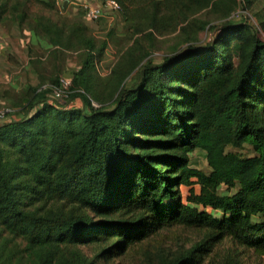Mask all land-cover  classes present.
<instances>
[{"label":"trees","instance_id":"1","mask_svg":"<svg viewBox=\"0 0 264 264\" xmlns=\"http://www.w3.org/2000/svg\"><path fill=\"white\" fill-rule=\"evenodd\" d=\"M6 1L0 0V23ZM116 1L121 10L149 5L154 22L162 12L217 5ZM213 30L203 49L190 46L143 65L110 106L95 107L85 95L94 62L85 48L69 96L80 98L82 109L57 106L39 88L24 101L23 114L0 122V225L26 242L33 264L122 256L157 264L149 256L151 238L175 228L199 241L162 264H238L236 251L264 256V40L246 20ZM244 146L251 156L227 151ZM197 150L206 155L208 173L189 166ZM20 169L39 208L20 207L14 183ZM183 186L190 188L186 203ZM80 247L93 256L64 258V248Z\"/></svg>","mask_w":264,"mask_h":264},{"label":"rangeland","instance_id":"2","mask_svg":"<svg viewBox=\"0 0 264 264\" xmlns=\"http://www.w3.org/2000/svg\"><path fill=\"white\" fill-rule=\"evenodd\" d=\"M94 1L96 0L85 2ZM215 2L216 7H191L172 14L162 12L154 22L152 8L143 3L122 8L120 12L105 13L98 21H88L84 17L82 3L79 0H7L4 22L0 24L11 31V46L16 47L17 52L21 53L15 43L21 38L24 53L26 47L32 58L28 60L29 64H24L22 59V62L14 59L10 65L7 64L9 70L6 72L9 71L8 77L11 76V79L7 81L0 79V111L8 109L11 111L10 115L23 114L24 101L27 103L34 90L42 89L43 86H55L59 78L72 80L73 75L80 69L88 49L93 52L94 62L87 76L89 93L85 95L91 99L90 103L97 107V101L110 106L119 91L135 81L136 74L143 65L149 62L158 65L165 58L184 53L190 46L203 49L218 33L213 29L224 23L246 20L251 31L264 40V0H215ZM40 40L49 43L46 50L40 48L38 43ZM56 41L60 44H51ZM2 67L1 64L0 70ZM20 82L25 87L20 85ZM10 83L13 84L9 85ZM15 83L17 85H14ZM48 97L51 103L65 106L66 109L80 110L84 107L80 98L68 97L56 101L51 99L50 91ZM41 124L44 125L43 120ZM227 151L243 156L252 155L248 146ZM3 152L6 153V157H13L7 150ZM189 166L205 173L209 171L206 155L201 150L189 155ZM14 183L17 186L20 207L29 209L41 206V203L34 200L33 194L25 189L28 187V178L22 174L21 169L16 171ZM189 190V187L180 188L184 203ZM54 205L50 203L47 207ZM216 216L218 217L219 213L216 212ZM254 220L261 221L258 218ZM151 239L154 244L151 243L149 256L157 264L172 260L199 241L194 232L178 228L164 231ZM74 253L83 259L93 256L91 250L83 247L76 250L63 249V256L68 262L72 260ZM236 253L238 264H264V256L242 251ZM33 260L26 242L11 236L0 225V264H33ZM96 263L144 262L136 257L122 256L109 261L100 258Z\"/></svg>","mask_w":264,"mask_h":264},{"label":"built area","instance_id":"3","mask_svg":"<svg viewBox=\"0 0 264 264\" xmlns=\"http://www.w3.org/2000/svg\"><path fill=\"white\" fill-rule=\"evenodd\" d=\"M81 7L84 12V17L88 21H98L104 17L105 13L111 12H119L121 7L116 0H103L101 2L96 3H87L81 2ZM71 79L68 78H59L56 86H43L42 89H47L50 91L51 98L56 101H60L63 99H68L71 94ZM11 111L8 109L0 111V119L2 121L6 120V118L10 115ZM209 211V208H206Z\"/></svg>","mask_w":264,"mask_h":264},{"label":"crops","instance_id":"4","mask_svg":"<svg viewBox=\"0 0 264 264\" xmlns=\"http://www.w3.org/2000/svg\"><path fill=\"white\" fill-rule=\"evenodd\" d=\"M81 2L87 1V0H79ZM89 1V0H88ZM97 1H94V3H96ZM17 28V27H16ZM17 30H20L19 28H17ZM16 30V31H17ZM19 32V31H17ZM11 38H12V34L11 31L6 30V28H4L1 24H0V65L2 64L3 67L0 70V79L7 81L9 79H11V76L8 77V72H6V70H9V67L7 64L10 65L11 62L14 61V59L17 61L19 59L20 62H24V64H29L28 60H31L32 56H30L27 53V49L25 47V53H24V43L23 40L21 38H18V36H16V38H18V40L15 42L18 46L19 49L21 50V53L17 52L16 47L11 46ZM34 37L32 36V39ZM27 43V42H26ZM40 45V48H43L44 50H46L49 46V43L40 40V42H38ZM46 52V51H45ZM17 55V56H16ZM22 59V61H21ZM7 65V66H6ZM26 68V67H25ZM13 78V76H12ZM21 78V77H19ZM22 79V78H21ZM13 83H10L9 85H12ZM14 85H17L16 83ZM20 85H23V87H25V85L20 82ZM4 95V94H3ZM3 106V105H2ZM198 151V150H197ZM182 188V187H181ZM192 188L194 189V191L197 193L199 190V186L197 184H194L192 186Z\"/></svg>","mask_w":264,"mask_h":264}]
</instances>
